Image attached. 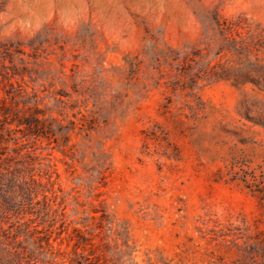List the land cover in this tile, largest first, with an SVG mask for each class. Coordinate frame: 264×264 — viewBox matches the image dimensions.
Wrapping results in <instances>:
<instances>
[{"label":"rangeland","instance_id":"374dc122","mask_svg":"<svg viewBox=\"0 0 264 264\" xmlns=\"http://www.w3.org/2000/svg\"><path fill=\"white\" fill-rule=\"evenodd\" d=\"M0 264H264V0H0Z\"/></svg>","mask_w":264,"mask_h":264}]
</instances>
